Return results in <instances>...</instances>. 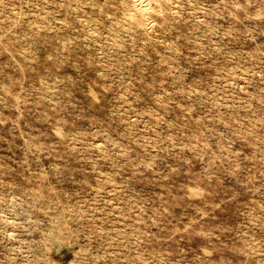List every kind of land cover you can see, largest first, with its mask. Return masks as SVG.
Listing matches in <instances>:
<instances>
[{
    "label": "rangeland",
    "instance_id": "374dc122",
    "mask_svg": "<svg viewBox=\"0 0 264 264\" xmlns=\"http://www.w3.org/2000/svg\"><path fill=\"white\" fill-rule=\"evenodd\" d=\"M155 1L0 0V264H264V0Z\"/></svg>",
    "mask_w": 264,
    "mask_h": 264
},
{
    "label": "bare ground",
    "instance_id": "6f19581e",
    "mask_svg": "<svg viewBox=\"0 0 264 264\" xmlns=\"http://www.w3.org/2000/svg\"><path fill=\"white\" fill-rule=\"evenodd\" d=\"M152 3H156V1L155 0H128L127 5L125 6V12H126L125 15L128 18V20L129 19L133 20L140 27H146V26H148L147 25L148 24L147 19H149L148 17L150 15L151 11H152V8H151ZM149 25H150V23H149Z\"/></svg>",
    "mask_w": 264,
    "mask_h": 264
}]
</instances>
